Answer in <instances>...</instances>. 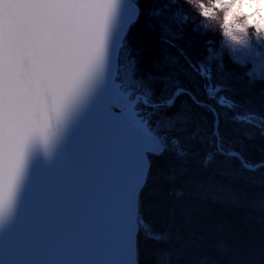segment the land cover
<instances>
[{
	"label": "trees",
	"instance_id": "trees-1",
	"mask_svg": "<svg viewBox=\"0 0 264 264\" xmlns=\"http://www.w3.org/2000/svg\"><path fill=\"white\" fill-rule=\"evenodd\" d=\"M133 1L138 22L123 41L121 64L125 71L136 61L134 79L143 84L137 91L145 87L151 102H164L140 104L164 150L148 154L138 196L137 264H264V168L249 171L238 157L218 153L215 114L189 92L167 104L183 88L214 106L224 151L255 164L264 160V129L257 125L264 117V78L232 56L220 25L205 26L201 6L198 14L186 0ZM148 47L151 53L143 51ZM157 75L170 79H149ZM146 230L169 238L155 241Z\"/></svg>",
	"mask_w": 264,
	"mask_h": 264
},
{
	"label": "water",
	"instance_id": "water-1",
	"mask_svg": "<svg viewBox=\"0 0 264 264\" xmlns=\"http://www.w3.org/2000/svg\"><path fill=\"white\" fill-rule=\"evenodd\" d=\"M139 11L133 0H118L111 11L105 53L84 108L110 83L117 44ZM180 90L218 117L214 106L186 89H177L173 102ZM111 119L110 112L98 109L52 159L42 149L32 152L14 204L0 218V264L138 263V196L149 168L147 155L161 153L164 146L140 120L126 115L110 125Z\"/></svg>",
	"mask_w": 264,
	"mask_h": 264
},
{
	"label": "snow or ice",
	"instance_id": "snow-or-ice-1",
	"mask_svg": "<svg viewBox=\"0 0 264 264\" xmlns=\"http://www.w3.org/2000/svg\"><path fill=\"white\" fill-rule=\"evenodd\" d=\"M117 3L118 0H0V218L14 204L28 158L35 149H42L52 159L58 147L72 139L98 109L111 113L108 123L113 125L129 113L139 119L138 105L151 106L147 89L137 91L143 84L134 79L136 61L130 62L123 77L120 71V49L138 22L137 16L117 44L116 71L110 83L94 103L84 108L95 83L97 65L105 53L107 20ZM143 51L151 53L152 48ZM155 68L162 72L164 65L157 61ZM149 79L170 77L157 75ZM172 103L173 99L167 101L169 106ZM257 125L264 129V117ZM213 135L217 137L218 153L224 155L218 117ZM163 150L162 147L160 151ZM226 154L240 158L242 167L249 171L264 168V160L251 164L238 153ZM182 194L176 192L177 196ZM146 237L155 241L169 238L150 230H146ZM190 246L191 241L185 243V247Z\"/></svg>",
	"mask_w": 264,
	"mask_h": 264
},
{
	"label": "rangeland",
	"instance_id": "rangeland-1",
	"mask_svg": "<svg viewBox=\"0 0 264 264\" xmlns=\"http://www.w3.org/2000/svg\"><path fill=\"white\" fill-rule=\"evenodd\" d=\"M255 3L256 0H213L211 9H209L203 2L200 6L208 17L210 15H216L218 12H222L224 24L220 26L224 28L226 35L235 37L233 40L224 39L226 47L236 60L242 63H247L250 66V71L254 76L264 78V38L259 40L256 38L240 40L238 33L242 31L241 25L236 24L234 32L230 24V21L234 20L236 16H241L247 20L248 25L255 26L258 32L264 29V23L257 22L260 14L252 7ZM226 6H228L227 10H225ZM237 40H240V42L237 43ZM123 52L124 50L122 46L120 49V62L124 58ZM124 68L123 64L120 63L122 77L127 72V70L124 71ZM125 86L128 87L127 84ZM132 87H134V85ZM138 108L140 109L139 119L134 115L135 118L143 122L148 131L156 134L154 127L148 122V115L143 113L142 106L138 105Z\"/></svg>",
	"mask_w": 264,
	"mask_h": 264
},
{
	"label": "clouds",
	"instance_id": "clouds-1",
	"mask_svg": "<svg viewBox=\"0 0 264 264\" xmlns=\"http://www.w3.org/2000/svg\"><path fill=\"white\" fill-rule=\"evenodd\" d=\"M205 3V5L211 9L213 0H186V3H188L198 14L202 13V10L200 9V4ZM226 6V9L227 10ZM252 7L255 9L257 13L260 14V17L258 19V23H264V0H256V3L252 5ZM205 26H212L214 23L218 25H223V14L222 12H218L216 15H210L209 17H202ZM230 24L235 32V25L240 24L242 27V31L238 33L240 40L250 39V38H256L257 40L264 38V29L261 31H257L256 27L253 25H248L247 20L244 17L236 16L234 20L230 21ZM222 41L224 39L233 40L234 36H229L225 34V30L223 27L220 28ZM240 40H237L236 42L239 43Z\"/></svg>",
	"mask_w": 264,
	"mask_h": 264
},
{
	"label": "bare ground",
	"instance_id": "bare-ground-1",
	"mask_svg": "<svg viewBox=\"0 0 264 264\" xmlns=\"http://www.w3.org/2000/svg\"><path fill=\"white\" fill-rule=\"evenodd\" d=\"M128 115H130L133 119H135V116H134V114H132V113H129ZM148 132V131H147ZM149 133H150V131H149Z\"/></svg>",
	"mask_w": 264,
	"mask_h": 264
}]
</instances>
